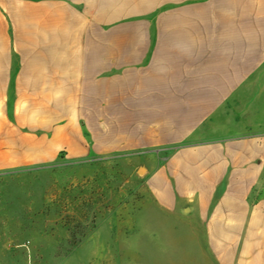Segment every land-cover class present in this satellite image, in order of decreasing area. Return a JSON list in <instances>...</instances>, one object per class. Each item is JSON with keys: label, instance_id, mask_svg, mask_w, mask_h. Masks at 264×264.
Segmentation results:
<instances>
[{"label": "crops", "instance_id": "crops-1", "mask_svg": "<svg viewBox=\"0 0 264 264\" xmlns=\"http://www.w3.org/2000/svg\"><path fill=\"white\" fill-rule=\"evenodd\" d=\"M158 147L264 264V0H0V169Z\"/></svg>", "mask_w": 264, "mask_h": 264}, {"label": "rangeland", "instance_id": "rangeland-1", "mask_svg": "<svg viewBox=\"0 0 264 264\" xmlns=\"http://www.w3.org/2000/svg\"><path fill=\"white\" fill-rule=\"evenodd\" d=\"M173 152L29 154L0 169V264H239L240 227L214 232L212 203L165 196Z\"/></svg>", "mask_w": 264, "mask_h": 264}, {"label": "water", "instance_id": "water-1", "mask_svg": "<svg viewBox=\"0 0 264 264\" xmlns=\"http://www.w3.org/2000/svg\"><path fill=\"white\" fill-rule=\"evenodd\" d=\"M140 173L143 174L144 173V170L143 169H140Z\"/></svg>", "mask_w": 264, "mask_h": 264}]
</instances>
